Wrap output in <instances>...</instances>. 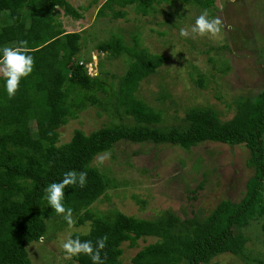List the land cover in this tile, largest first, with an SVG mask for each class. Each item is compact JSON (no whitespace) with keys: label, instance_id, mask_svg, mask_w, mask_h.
<instances>
[{"label":"trees","instance_id":"trees-1","mask_svg":"<svg viewBox=\"0 0 264 264\" xmlns=\"http://www.w3.org/2000/svg\"><path fill=\"white\" fill-rule=\"evenodd\" d=\"M170 1L106 0L96 16H105L109 10L112 19L124 18L127 13L120 8L133 6L136 15L145 17L155 12L157 4ZM182 1L209 9L215 0ZM59 10L75 20L82 18L67 0H0V49L26 40L34 58L33 72L21 80L14 98L8 97L5 78H0V264H31L26 246L44 236L45 220L56 214L48 207L45 188L70 170L86 172L87 182L83 188L65 189V207L72 209L75 225L90 223L87 234L71 238L95 245L106 235L101 253L104 264H121V245L127 242L134 247L143 237L158 240L139 250L131 264H216L212 260L223 254L244 256L247 237L242 230L264 217V87L253 97H240L230 120L221 121L212 110L193 107L182 123L159 127L163 113L136 93L140 83L160 67L162 58L137 48V41L127 47L114 37L99 44L98 52L108 58L121 53L130 58L114 97L104 82L90 76L86 65L76 60L81 35L62 31L55 20ZM198 83L201 87L202 79ZM87 106L101 108L118 122L112 119L89 134L75 130L68 142L58 144V129ZM32 122L36 136L30 130ZM119 142L171 145L186 151L205 142L244 145L253 175L239 203L223 200L204 217L180 219L167 213L141 219L118 211L93 213L92 204L114 185L93 161ZM261 231L264 234V223ZM72 259L75 264H92L83 254Z\"/></svg>","mask_w":264,"mask_h":264},{"label":"rangeland","instance_id":"rangeland-1","mask_svg":"<svg viewBox=\"0 0 264 264\" xmlns=\"http://www.w3.org/2000/svg\"><path fill=\"white\" fill-rule=\"evenodd\" d=\"M67 1L82 18L75 20L59 10L56 23L66 33H80L81 50L76 60L86 65L90 76L104 82L114 97L130 58L125 53L108 58L98 52L99 44L114 37L121 38L127 47L137 41V48L162 58L160 67L140 83L136 93L145 104L163 113L159 127L182 123L193 107L210 109L221 121L230 120L240 97H253L264 87V0H215L209 9L173 0L157 4L155 12L145 17L136 15L133 6H127L120 8L127 15L119 19H112L109 10H105V16H96L106 0ZM204 10H208L210 18L223 21L220 37L182 38L180 29H190ZM98 95L101 101L106 100L104 94ZM112 119L101 108L87 106L58 129V144L68 142L75 130L89 134ZM30 130L36 136L34 122ZM107 153L110 156L103 164L99 163L100 155L92 164L114 183L90 207L96 214L118 211L141 219L165 217L167 213L180 219L204 217L223 200L239 203L246 182L253 175L247 166L249 154L244 145L205 142L186 151L171 145L119 142ZM73 219L76 223L74 216ZM45 222L43 242L26 246L31 264H75L72 258H65L62 244L73 234H87L90 223L69 228L57 214ZM263 223L264 217H260L242 230L247 237L244 256L223 254L211 263L264 262ZM157 240L143 237L134 247L123 243L121 264H131L139 250Z\"/></svg>","mask_w":264,"mask_h":264},{"label":"clouds","instance_id":"clouds-1","mask_svg":"<svg viewBox=\"0 0 264 264\" xmlns=\"http://www.w3.org/2000/svg\"><path fill=\"white\" fill-rule=\"evenodd\" d=\"M235 2V0H233ZM223 21L219 17H211L208 10H204L195 20L194 25L189 29L181 28L179 35L182 38L195 39L201 38L216 39L221 35ZM27 41L21 40L18 46H4L0 49V76L6 81V92L8 97L14 98L20 87V82L31 75L34 69V58L29 54L30 49L27 47ZM109 153H104L98 157L99 163L103 164L109 158ZM87 182V173L75 170L67 171L63 174L59 182H53L45 188L48 205L57 215L63 217L69 228L75 225L73 211L66 208L64 204L65 189L68 186H79L83 188ZM108 237L105 235L99 238L95 245L91 241H81L79 237H69L63 244L62 248L66 253V259L78 257L81 254L88 256L92 264H104L101 253L106 247ZM43 242L44 237H40ZM106 256V254H105Z\"/></svg>","mask_w":264,"mask_h":264}]
</instances>
